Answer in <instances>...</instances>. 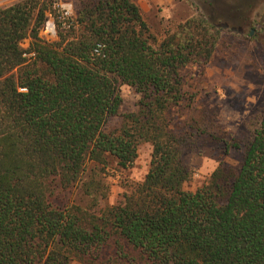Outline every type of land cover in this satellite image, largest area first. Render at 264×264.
<instances>
[{
  "label": "trees",
  "instance_id": "1",
  "mask_svg": "<svg viewBox=\"0 0 264 264\" xmlns=\"http://www.w3.org/2000/svg\"><path fill=\"white\" fill-rule=\"evenodd\" d=\"M56 2L0 8V264H264V112L239 169L221 163L192 192L184 161L224 142L185 71L255 23L264 0L192 4L162 39L133 0H83L69 27L54 15L48 41L40 33ZM122 85L140 95L134 112L121 114ZM142 143L152 146L145 178L99 209L108 190L89 165L128 170ZM78 188L89 208L67 199Z\"/></svg>",
  "mask_w": 264,
  "mask_h": 264
},
{
  "label": "rangeland",
  "instance_id": "2",
  "mask_svg": "<svg viewBox=\"0 0 264 264\" xmlns=\"http://www.w3.org/2000/svg\"><path fill=\"white\" fill-rule=\"evenodd\" d=\"M20 0L0 1V8L10 6ZM83 0H57L53 9L54 15L62 8L68 7L74 16ZM142 9L143 15L152 31L162 39L169 28L186 21L195 14L192 4L202 11L208 9L204 0H133ZM49 17H51L49 15ZM251 20V19H250ZM253 24L240 25L234 35L227 34L220 42L218 49L205 67H190L185 71L189 96L196 94L195 106L199 110H214L220 127V136L224 142L215 141L204 148L201 155L185 154L184 161L193 171V179L185 184V190L195 192L222 163L233 169H239L244 157L246 145L259 126L264 112V8L252 15ZM48 41L58 36L40 33ZM30 46V39L22 43L24 49ZM120 93L123 98L121 114L137 110L140 95L129 86L122 85ZM122 118H112L107 129L120 127ZM152 155V146L142 143L139 146L138 158L128 170H120L112 162L102 170L91 163L87 175L90 179L102 182L107 188V200L100 208L121 202L125 193L131 192L134 185L145 178ZM73 204L89 208L92 199L82 188L67 195ZM73 264H80L74 262Z\"/></svg>",
  "mask_w": 264,
  "mask_h": 264
},
{
  "label": "built area",
  "instance_id": "3",
  "mask_svg": "<svg viewBox=\"0 0 264 264\" xmlns=\"http://www.w3.org/2000/svg\"><path fill=\"white\" fill-rule=\"evenodd\" d=\"M60 12H61L60 13V19L62 21H64V26L69 27V25H67L66 21L70 20L71 18L74 17L72 10L68 7H65V8H62V10ZM42 31H44L46 35L54 36V37L57 36V26L55 23V19L52 16L46 22V25ZM96 52L99 53V50H97Z\"/></svg>",
  "mask_w": 264,
  "mask_h": 264
},
{
  "label": "crops",
  "instance_id": "4",
  "mask_svg": "<svg viewBox=\"0 0 264 264\" xmlns=\"http://www.w3.org/2000/svg\"><path fill=\"white\" fill-rule=\"evenodd\" d=\"M0 1H9V0H0Z\"/></svg>",
  "mask_w": 264,
  "mask_h": 264
}]
</instances>
